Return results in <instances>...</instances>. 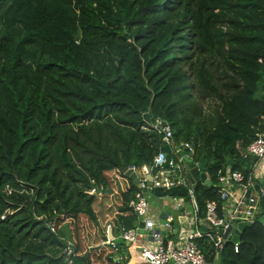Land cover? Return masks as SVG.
Returning a JSON list of instances; mask_svg holds the SVG:
<instances>
[{"label": "trees", "instance_id": "1", "mask_svg": "<svg viewBox=\"0 0 264 264\" xmlns=\"http://www.w3.org/2000/svg\"><path fill=\"white\" fill-rule=\"evenodd\" d=\"M263 109L264 0H0V264H65L66 239L74 264L125 263L124 243L102 240L135 224L123 170H159L156 118L197 144L210 180L190 185L197 216L209 200L221 213L216 170H251L234 143L264 127ZM263 211L235 251L198 238L205 259L264 264Z\"/></svg>", "mask_w": 264, "mask_h": 264}, {"label": "built area", "instance_id": "2", "mask_svg": "<svg viewBox=\"0 0 264 264\" xmlns=\"http://www.w3.org/2000/svg\"><path fill=\"white\" fill-rule=\"evenodd\" d=\"M262 121L264 123V109ZM149 125L151 129L160 134L163 144H168L172 155H176V152L182 149L186 156L192 159L191 156L197 145L195 141L186 140L175 144L172 141V132L169 124L162 119L156 118ZM143 128L147 129L146 127ZM234 150L241 158H252L253 163L251 164V170L246 176L237 170H231L229 166L216 170L217 182L215 184V192L221 202L228 200L231 196L230 191L225 187L228 183L232 182L241 189V194L233 198L231 211L223 212L221 205L222 211L218 213L216 202L209 200L204 205V217L199 218L197 216L190 187L192 184L188 180L185 162L181 161V158L176 159L177 161L174 164L171 159L168 168L159 169L156 167L159 170L154 176L151 175V180L145 178L147 173L146 167H142L141 170L130 167L137 178V185L133 195L127 201V206L135 216V224L129 228L120 227L115 237L111 234L110 227L107 225L104 236L106 237L110 233V238H104L102 243L115 248V239L121 240L126 246L127 251L134 254L141 264H210L205 259L204 253L197 243V239L205 237L210 249L213 250L212 252H218L222 248L223 242L231 239L236 223L240 221H253L260 200L264 197L263 189H258L255 196H245V192L254 184L253 167H255L258 160H264V127L246 145L242 146L240 141H236L234 143ZM158 155L159 153L153 158L154 167ZM192 162L197 164V161L192 160ZM261 165L263 182L264 161ZM178 167H182L185 171L189 186L183 184V178L180 176L176 177L175 180L169 177V169L173 170ZM173 185L186 187L185 196L188 197V200L174 202L172 208L176 211V215L174 216L169 212L163 217L158 226L149 213L147 192L153 190L155 186L167 188ZM88 193H94V189H90ZM171 197L177 198L180 196L173 195ZM186 205H189V208ZM178 218H182V220L174 227L173 222L178 221ZM47 225L53 230L51 223ZM138 240L141 241L139 242ZM233 250H236V241L233 242ZM60 253L65 264H74L73 245L69 239L65 240Z\"/></svg>", "mask_w": 264, "mask_h": 264}, {"label": "water", "instance_id": "3", "mask_svg": "<svg viewBox=\"0 0 264 264\" xmlns=\"http://www.w3.org/2000/svg\"><path fill=\"white\" fill-rule=\"evenodd\" d=\"M174 158L175 159L181 158V161L185 162V169L187 170L188 180L191 184H193L197 180H200L205 185H210V180L208 179V177L205 174L206 169H205L202 157L199 159L197 164H195L194 162H192V159L190 157L186 156L184 150L179 149L176 152V155H174ZM171 159H172V157L170 155V148H169L168 144H162L160 146V152H159L155 167H157L159 169L168 168V166H169L168 164L171 161ZM227 163H228V165H230L231 161L228 159ZM146 170H147V173H146L145 178L148 180H151L152 177L149 173L150 168L146 167ZM123 172H124V174L129 176V178L132 180V183L134 185H137L136 184L137 178L135 177L134 172L131 171L130 168L124 169ZM259 182H261V188L264 190V182H262L261 180H259ZM258 188H259L258 185L255 184L254 189L258 190ZM248 193H249V189L245 192V196H247ZM153 194L155 196H161V197H171L173 195L185 196L186 195V187L179 186V185H173V186H170L167 188H163L162 186H155L153 188ZM260 204L264 208V201L263 200H260ZM166 213L168 214L169 211H166ZM161 216H164V213H162ZM181 220H182V218H178L179 222ZM262 222L264 225V212L262 214ZM250 224H251L250 221H240V222L236 223V225L233 229V235L231 236V241L235 242L237 240V237H238L239 233L241 232V230L244 227L249 226ZM106 237L110 238V233H108ZM106 237L103 236V239Z\"/></svg>", "mask_w": 264, "mask_h": 264}, {"label": "crops", "instance_id": "4", "mask_svg": "<svg viewBox=\"0 0 264 264\" xmlns=\"http://www.w3.org/2000/svg\"><path fill=\"white\" fill-rule=\"evenodd\" d=\"M263 161L264 160H258L257 164L252 169V174L254 175V184H253V186L251 188H249V193H248L249 196H253V195L255 196L257 194L258 190L254 189V185L255 184L258 185V187H259L258 189H262L261 188V182H259V180H261V181L263 180V178L261 177L262 176L261 175V171H262V165L261 164H263ZM205 174H206V172H205ZM206 176H207V174H206ZM225 187L228 188V190L231 193V196H230V198L228 200L222 202L221 205H222V208H223L222 209L223 212H229V211H231V209L233 207V198H236V197L239 196V194H241V189H240V187L238 185H236V184H234L232 182L228 183L227 185H225ZM150 197H148V198H150ZM148 198H147V201H149ZM260 206H261V204L259 203L258 210H259ZM148 208H149V212H150L149 202H148ZM187 208H189V205H188ZM162 213H164V216L167 214L166 210L161 209L159 206H156V211L150 213L151 214L150 215L151 218L154 219V221L156 222V224L158 226H159V224L161 223V221H162V219L164 217V216H161ZM178 222L179 221H174L173 222V226L174 227L177 226V224H179ZM201 227L203 228V226H201ZM138 241L140 242L141 240H138ZM116 258L119 259L118 256ZM121 264H141V263L139 262L138 258L134 254H132L131 252H128V258H127L126 262L125 263H121Z\"/></svg>", "mask_w": 264, "mask_h": 264}, {"label": "rangeland", "instance_id": "5", "mask_svg": "<svg viewBox=\"0 0 264 264\" xmlns=\"http://www.w3.org/2000/svg\"><path fill=\"white\" fill-rule=\"evenodd\" d=\"M209 100L210 99H206L205 101L201 100L202 107H203V110L205 112H207L209 110V104L211 103ZM147 197H150V196L147 194ZM148 199H149L148 202H149V205H150V212L149 213H152V212L156 211V206H159L161 209L169 211L174 216L176 215V211L172 208V204L174 202H176V201H180V200L182 201L183 200L182 196L177 197V198L151 196ZM186 207H188V205H186ZM257 218L259 220H262V215L257 216ZM63 230H64V228H63ZM65 230H66V228H65ZM211 264H215V261L212 260Z\"/></svg>", "mask_w": 264, "mask_h": 264}]
</instances>
